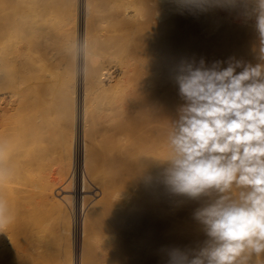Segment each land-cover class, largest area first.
Segmentation results:
<instances>
[{
  "label": "bare ground",
  "instance_id": "1",
  "mask_svg": "<svg viewBox=\"0 0 264 264\" xmlns=\"http://www.w3.org/2000/svg\"><path fill=\"white\" fill-rule=\"evenodd\" d=\"M258 11L256 0H0V264H71L75 213L76 264L197 255L207 198L171 192L162 175L184 103L175 78L201 61L264 62Z\"/></svg>",
  "mask_w": 264,
  "mask_h": 264
},
{
  "label": "clouds",
  "instance_id": "2",
  "mask_svg": "<svg viewBox=\"0 0 264 264\" xmlns=\"http://www.w3.org/2000/svg\"><path fill=\"white\" fill-rule=\"evenodd\" d=\"M256 2L264 40V0ZM221 64H189L175 78L184 103L169 133L162 175L171 192L207 198L194 216L208 239L197 255L177 252L169 264H252L264 256V62Z\"/></svg>",
  "mask_w": 264,
  "mask_h": 264
},
{
  "label": "rangeland",
  "instance_id": "3",
  "mask_svg": "<svg viewBox=\"0 0 264 264\" xmlns=\"http://www.w3.org/2000/svg\"><path fill=\"white\" fill-rule=\"evenodd\" d=\"M111 77L113 78V77H115V72H112L111 73ZM75 82H76V79H75ZM76 84V83H75ZM76 89V90H75ZM73 96H75L74 98V112H75V117L78 115L77 113H78V86L77 85H75L74 86V94H73ZM76 105V106H75ZM76 109V110H75ZM77 118V117H76ZM74 187H75V189H78V191H80V186L78 187V185H75L74 184ZM76 194V193H75ZM79 195H81L80 194V192H79ZM75 196V195H74ZM80 197V196H79ZM78 216V215H77ZM76 216V213L72 216V236H71V243H72V253H71V255L73 254V256H71V264H76V261H78V258H79V255H80V252H79V249L81 250V245H80V241H79V238H78V227H77V225L79 224V220H80V216L79 217H77ZM74 219H76V220H74ZM76 223H75V222ZM74 227V228H73ZM75 232V233H74ZM74 234H75V236H74ZM77 235V236H76ZM74 236V237H73ZM78 238V239H77ZM75 239V240H74ZM77 240V241H76ZM74 243H75V245H74ZM77 243V244H76ZM77 245V246H76ZM77 247V248H76ZM77 249V250H76ZM75 251V252H74ZM77 254V255H76ZM77 256V257H76ZM74 258V259H73ZM77 258V259H76ZM259 259H256V257H255V259L256 260H258V261H260V263L261 264H264V256H261V257H258ZM254 259V258H253ZM255 263H258V262H255Z\"/></svg>",
  "mask_w": 264,
  "mask_h": 264
}]
</instances>
